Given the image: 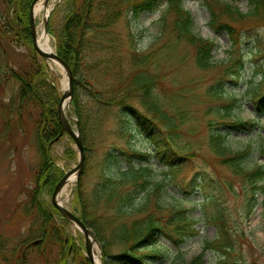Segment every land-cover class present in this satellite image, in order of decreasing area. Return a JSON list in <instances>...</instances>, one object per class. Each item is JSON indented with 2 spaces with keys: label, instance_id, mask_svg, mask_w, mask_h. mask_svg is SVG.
Listing matches in <instances>:
<instances>
[{
  "label": "trees",
  "instance_id": "16d2710c",
  "mask_svg": "<svg viewBox=\"0 0 264 264\" xmlns=\"http://www.w3.org/2000/svg\"><path fill=\"white\" fill-rule=\"evenodd\" d=\"M34 1L0 0V5L5 4L12 9L11 23L18 22L20 26V30L13 34L0 27V50L3 41L29 42L31 46L29 18ZM71 1L73 10L61 35H56L51 24L49 34L58 40L57 55L73 71L72 111L79 119L78 126L84 145L87 142L86 130L91 115L107 109H117L119 132L140 136L151 146L146 153L139 154V166L124 168L116 163L112 172L104 173L102 181L93 190L91 199L87 198L86 201L82 196L83 190H79L75 195L79 203L77 214L101 244L103 264H178L172 258L174 253L180 254L179 248L184 243L200 235L197 226L204 217L190 214V210L185 207H165L162 204V185L156 180L157 173L161 171L169 176L180 174L187 166L192 165L196 148L183 136L185 129L192 130L187 126L190 122L189 109L177 106L175 111L169 112L165 99L158 94L159 86H163L160 71L165 64L158 57L160 50L157 47L162 49L165 46L169 51L179 45H186L194 51L195 67L199 71L208 72L217 66L214 57L216 45L194 32V18L184 7V0H163L168 13L153 48L146 52L131 49L128 57L123 59L112 52L116 50L114 47L117 43L110 37L106 42V49L100 50L97 45L103 46L108 29L123 15L137 18L144 13H152L160 0ZM240 1L248 3L250 10L247 13L220 0L206 1L209 27L217 33H227L232 43L229 63L223 68L220 78L206 88V95L210 99L209 111L216 114V119L208 122L207 145L222 166L252 185L264 200V164L246 168L251 149L234 150L229 144L234 133L238 137L243 133L252 135L259 128L258 119L242 120L233 117L232 110L237 101L227 94L228 85L238 84L243 77L244 61L241 56L234 57L241 49V23L251 20L254 21L253 25H264V0H232L235 3ZM168 17L171 18L170 21ZM13 35H20V38ZM90 52H97L101 57L99 61H91L93 65L90 68L96 65L100 68V64L105 67L99 82L95 80L94 70L89 74L86 71ZM33 55L30 60L32 68L15 70L12 67L11 71L12 77L21 84L20 107L33 108L37 114L38 142L45 166L38 178V184L42 187L34 191L29 212L38 215L36 220L42 228V241L36 244L25 243L26 249L22 252V248H17L15 253L23 254L26 250L32 249L31 252L38 248H41V254L51 253L53 247L59 245L57 264H69L70 252L75 255L72 264H90L75 237L67 232L71 224L51 203L40 199L44 187L49 186L53 191L63 177V171L53 163L50 149L62 131L58 119L61 97L53 82H48L46 62L35 53ZM261 77L260 87L253 92L258 107L264 104V73ZM175 97L182 98L180 90L175 92ZM133 104L143 106L144 112ZM196 179L197 177L193 182ZM215 201V197L207 196L205 201L196 204L206 208ZM248 211L249 216L254 212L253 208ZM55 215L62 218L61 223L55 221ZM207 220L217 228V239H229L223 227L224 217L220 212L208 214ZM215 240L206 243L205 252L226 248L223 243L214 242ZM202 259L199 256L189 263L180 264H205ZM15 261L25 263L19 256Z\"/></svg>",
  "mask_w": 264,
  "mask_h": 264
},
{
  "label": "rangeland",
  "instance_id": "374dc122",
  "mask_svg": "<svg viewBox=\"0 0 264 264\" xmlns=\"http://www.w3.org/2000/svg\"><path fill=\"white\" fill-rule=\"evenodd\" d=\"M206 1L184 0V7L194 18V32L215 43L214 57L217 60L215 68L208 72L199 71L194 65V51L186 45L170 49L173 51H168L165 46L162 49L157 47L160 50L158 57L162 60V64H165L160 71L163 86H159L158 94L165 99L169 112L175 111L177 106L189 109L190 122L187 126L192 130L185 129L183 136L196 148L192 165L187 166L180 174L169 176L161 171L157 173L156 180L162 185L160 191L162 204L165 207H185L190 210V214L199 218L204 217L197 226L200 235L184 243L179 248L180 254L175 252L172 258L176 259L178 264L189 263L199 256L203 257L205 264H264L263 196L256 192L257 190L254 191L252 185L222 166L207 145L208 122L215 120L216 114L209 111L210 99L206 95V88L220 78L223 68L229 63L231 58L229 49L232 43L227 33H217L209 27L210 17ZM220 1L238 7L242 13L250 10L246 1L237 3L232 0ZM72 10L71 0H56L50 12L48 29L51 24L56 35H61L64 24L70 20ZM167 13V5L160 0L157 9L152 13H144L137 18L123 15L108 29L107 37L105 35L103 39V46L98 44L97 48L106 49V42L110 37L117 43L114 47L116 50L112 51L117 57L124 59L128 57L129 51L135 48L142 49L143 52L150 51L149 48H153L156 37L162 31L165 23L163 20ZM12 18V9L1 4L0 27L13 34L20 30V26L18 22L12 24ZM168 20L170 21L171 18L168 17ZM36 22L37 31L43 30V17L39 16ZM253 23L254 21L251 20L241 23L243 31L241 49L234 57L241 56L244 61L243 77L238 84H229L227 92L229 98L237 101L232 110L234 118L259 120L257 132L252 135L243 133L240 137L234 133L229 141L234 150L248 147L251 149L252 153L246 168L264 164V104L258 107L253 98V92L260 87L261 76L264 73V25H253ZM13 36L20 38V35ZM49 37L52 49L56 53L58 40L50 34ZM34 53L42 58L34 50L33 39L31 46L29 42L3 41L0 50V264H23L22 261L19 263L15 261L18 256L25 261L24 264H57L59 260V245H55L51 253L41 254V248L31 252L32 249L26 250L23 254L15 253L17 248H22L23 252L26 249L25 243L36 244L42 241V228L36 220L38 215L29 212L34 191L42 187L38 184V178L45 166V159L38 142L37 114L33 108L20 107L21 84L12 77L11 71L12 67L15 70L32 68L30 60ZM90 55L86 71L89 74L94 70L95 80L99 82L103 77L102 69L105 67L100 64V68L96 65L91 69L93 65L91 61H99L101 57L97 52L92 54L90 52ZM46 64L48 82L49 80L53 82L61 97L64 94L63 82L66 79L63 70L50 61ZM177 90L181 91L182 98L175 97ZM133 105L144 112L143 106ZM69 113L70 121L77 129L74 120L79 119L73 115L72 107ZM86 137L84 170L80 179L76 177L67 194L62 197L64 206L76 213L79 203L75 195L79 190H83L82 196L86 201L87 198L91 199L92 192L102 181L101 177L104 173L112 172L116 163L124 168L139 166L141 163L139 154L151 149L144 138L119 132L117 109H107L97 115H91ZM50 149L53 163L63 171V177L78 166L79 151L70 136L67 135L58 141L56 139ZM195 177L197 179L193 182ZM52 194L53 191L46 186L41 192L40 199L52 204ZM207 196L215 197V203L206 207L207 209L199 207L196 203L205 201ZM250 208L254 210L251 216L248 211ZM219 212L224 217L223 227L229 239L222 237L217 239L219 235L217 228L208 223L207 215ZM55 221L61 223L62 218L55 215ZM67 232L75 237L77 245L83 250L86 246L83 235L74 230L72 224ZM213 240L223 243L226 248L205 252L204 246L208 241ZM99 245L101 246L100 243ZM100 255L102 260V247ZM74 258L75 255L70 252L69 264L74 262Z\"/></svg>",
  "mask_w": 264,
  "mask_h": 264
},
{
  "label": "water",
  "instance_id": "95a60500",
  "mask_svg": "<svg viewBox=\"0 0 264 264\" xmlns=\"http://www.w3.org/2000/svg\"><path fill=\"white\" fill-rule=\"evenodd\" d=\"M37 1L38 0H35V2L33 3L31 12H30V29H31L32 39H33L34 50L46 61H49V60L57 61L63 67L66 73L67 80H68V92L62 95L59 108H58L59 109V121L62 126L61 136L66 135V134L69 135L76 143V146L79 151L78 166H76L72 171L67 173L61 179V181L55 186L53 194H52V204L65 219H67L73 225L75 224L77 226L78 230L82 233V235L85 238L86 258L89 260L91 264H95L94 257H93V241L96 242L98 245L99 243L96 241L92 231L86 227V225L83 223L81 218H79L71 210L66 208L59 201V196L65 186L66 180L74 174H77L78 180L80 179V175L83 172L84 165H85V151H84V143L82 140V136L78 128V121L74 120L77 125L76 126L77 129H75L71 121L63 114V103L65 99L67 98L69 99L70 107H71V102L73 99V72L71 68L68 66V64L65 63L56 53H52V54L45 53L41 49H39L37 45V35H38L37 33L38 32H37L36 20H35V17L33 16V7ZM49 18H50V14L47 16V18L44 21V30L46 34H49L48 32ZM99 247L101 248L100 245Z\"/></svg>",
  "mask_w": 264,
  "mask_h": 264
},
{
  "label": "bare ground",
  "instance_id": "6f19581e",
  "mask_svg": "<svg viewBox=\"0 0 264 264\" xmlns=\"http://www.w3.org/2000/svg\"><path fill=\"white\" fill-rule=\"evenodd\" d=\"M54 2H56V0H49V1L48 0H38L35 3L34 7H33V16L35 17V20L37 21L38 17L41 16V18L43 17V21H45V19L47 18V16L50 14V12L53 9V3ZM30 12H31V10H30ZM36 25H37V22H36ZM37 34H38L37 35V45H38L39 49H41L43 52L48 53V54L54 53V51L52 49V46H51L50 37H49L48 34H46L45 30L44 29L43 30L42 29L41 30H38V33ZM49 61L52 64L60 67L63 70V73H64L65 78H66L64 80V82H63V90H64V93H67L68 92V80H67V76H66V73H65L63 67L57 61H55V60H49ZM59 104H60V102H59ZM69 112H70V101L67 98V99H65V101L63 103V114L70 120V117L71 116H70V113ZM72 113H73V111H72ZM76 177H77V174H74V175H72L71 177H69L66 180L65 186H64V188H63V190H62V192H61V194L59 196V201H60L61 204H63V202H62V199L63 198L62 197L65 194H67L69 188L71 187V185L75 181ZM70 224H72V223H70ZM73 227H74V230H77L78 231V228H77V226L75 224L73 225ZM93 257H94L95 264H101L102 263L101 255H100V247L94 241H93Z\"/></svg>",
  "mask_w": 264,
  "mask_h": 264
}]
</instances>
